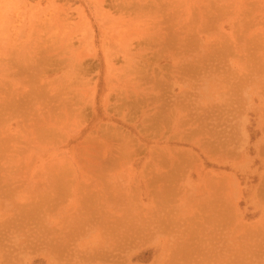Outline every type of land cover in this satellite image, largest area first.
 <instances>
[{
  "label": "rangeland",
  "instance_id": "1",
  "mask_svg": "<svg viewBox=\"0 0 264 264\" xmlns=\"http://www.w3.org/2000/svg\"><path fill=\"white\" fill-rule=\"evenodd\" d=\"M0 264H264V0H0Z\"/></svg>",
  "mask_w": 264,
  "mask_h": 264
}]
</instances>
